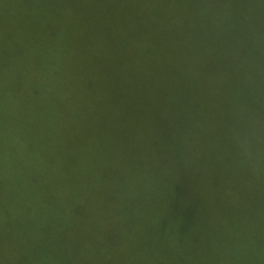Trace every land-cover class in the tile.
Returning <instances> with one entry per match:
<instances>
[{"label":"trees","instance_id":"16d2710c","mask_svg":"<svg viewBox=\"0 0 264 264\" xmlns=\"http://www.w3.org/2000/svg\"><path fill=\"white\" fill-rule=\"evenodd\" d=\"M25 8L0 16V264H264V0Z\"/></svg>","mask_w":264,"mask_h":264},{"label":"rangeland","instance_id":"374dc122","mask_svg":"<svg viewBox=\"0 0 264 264\" xmlns=\"http://www.w3.org/2000/svg\"><path fill=\"white\" fill-rule=\"evenodd\" d=\"M34 1L42 2L43 5L48 8H58V9L62 8L63 11H66V9L69 7H77V5H79V3L81 2V0H0V9H2L0 11V16L6 17L5 14L14 15L15 12L13 11V9L15 8L20 9L23 3L25 7H27L25 8L27 10L26 12L19 11L20 12L19 15L20 16L28 15L30 14L28 10H30ZM84 1H95V0H84Z\"/></svg>","mask_w":264,"mask_h":264}]
</instances>
